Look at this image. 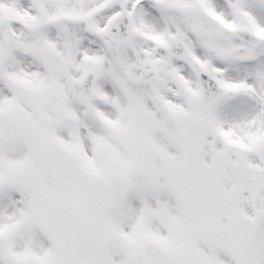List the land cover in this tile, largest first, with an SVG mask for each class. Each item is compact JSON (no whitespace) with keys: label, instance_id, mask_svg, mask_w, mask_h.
I'll use <instances>...</instances> for the list:
<instances>
[{"label":"snow or ice","instance_id":"1","mask_svg":"<svg viewBox=\"0 0 264 264\" xmlns=\"http://www.w3.org/2000/svg\"><path fill=\"white\" fill-rule=\"evenodd\" d=\"M0 264H264V0H0Z\"/></svg>","mask_w":264,"mask_h":264}]
</instances>
